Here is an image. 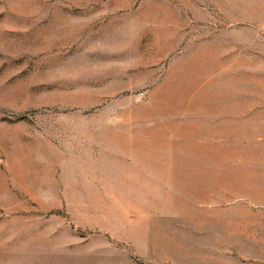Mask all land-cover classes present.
<instances>
[{"label": "rangeland", "instance_id": "rangeland-1", "mask_svg": "<svg viewBox=\"0 0 264 264\" xmlns=\"http://www.w3.org/2000/svg\"><path fill=\"white\" fill-rule=\"evenodd\" d=\"M0 264H264V0H0Z\"/></svg>", "mask_w": 264, "mask_h": 264}]
</instances>
